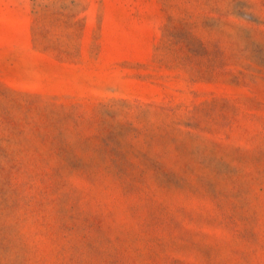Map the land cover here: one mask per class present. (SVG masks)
I'll use <instances>...</instances> for the list:
<instances>
[{
  "label": "rangeland",
  "instance_id": "1",
  "mask_svg": "<svg viewBox=\"0 0 264 264\" xmlns=\"http://www.w3.org/2000/svg\"><path fill=\"white\" fill-rule=\"evenodd\" d=\"M0 264H264V0H0Z\"/></svg>",
  "mask_w": 264,
  "mask_h": 264
}]
</instances>
